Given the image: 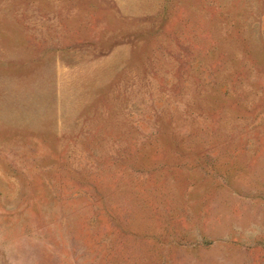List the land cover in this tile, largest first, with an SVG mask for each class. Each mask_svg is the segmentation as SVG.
Wrapping results in <instances>:
<instances>
[{
	"label": "rangeland",
	"instance_id": "obj_1",
	"mask_svg": "<svg viewBox=\"0 0 264 264\" xmlns=\"http://www.w3.org/2000/svg\"><path fill=\"white\" fill-rule=\"evenodd\" d=\"M0 264H264V0H0Z\"/></svg>",
	"mask_w": 264,
	"mask_h": 264
}]
</instances>
